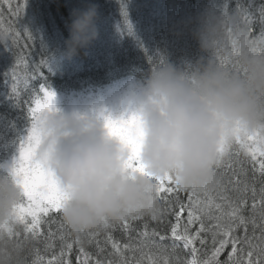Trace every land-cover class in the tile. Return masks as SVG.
Instances as JSON below:
<instances>
[{
	"label": "clouds",
	"instance_id": "1",
	"mask_svg": "<svg viewBox=\"0 0 264 264\" xmlns=\"http://www.w3.org/2000/svg\"><path fill=\"white\" fill-rule=\"evenodd\" d=\"M95 17L92 7L72 14L66 58L96 39ZM199 23L194 37L208 59L183 71L154 63L129 101L127 116L139 118V159L149 175L125 169L128 149L108 134L104 117L55 107L40 116L33 159L67 194L59 219L71 235L152 216L159 208L155 178L170 176L182 191L214 190L220 145L237 134L264 136V39L253 37L234 16L206 15ZM21 200L9 168H0V264H24L31 247V241L18 247L2 227L22 231L14 218Z\"/></svg>",
	"mask_w": 264,
	"mask_h": 264
},
{
	"label": "snow or ice",
	"instance_id": "2",
	"mask_svg": "<svg viewBox=\"0 0 264 264\" xmlns=\"http://www.w3.org/2000/svg\"><path fill=\"white\" fill-rule=\"evenodd\" d=\"M24 5L25 0L22 4L17 3V17L23 14ZM237 13L239 25L246 26L256 39H264V29L258 36L254 35L255 19L247 9L238 5ZM260 21L264 23V8L260 9ZM0 36L10 41L14 48H20L22 36L27 38L24 48L31 41L26 31L13 32L11 28L0 29ZM37 75L39 73L29 67L28 56L21 49L10 73L14 97L19 99L29 81ZM53 100L54 95L41 86L30 102L26 101L31 127L20 144L18 158L9 168V175L22 193V200L14 209L15 223L22 231L2 227L20 248L24 241H31V247L23 255L24 264H73V254L75 264H264V136L259 133L237 134L231 142L220 145L214 170L217 177L215 195L208 190L185 191V202L179 197L182 190L170 176L155 178L159 208L151 218L163 226L164 217L171 210L176 223H170V235L167 230L156 228L149 232L147 223L143 225L144 231L139 232L130 221L141 220L142 217L134 216L119 224H106L102 229V242L101 230L72 239L59 219L68 196L59 189L52 174L33 159L40 138L37 126L40 116L53 110ZM104 121L108 134L119 139L128 149L125 169L133 174L149 175L139 159L142 139L139 118L135 114L116 119L106 116ZM241 154L244 159L240 158ZM250 189L252 203L249 208ZM185 212L186 222L181 223V215ZM246 212L249 214L245 215ZM57 224L59 227L53 230ZM249 224L252 225L251 235ZM257 228L259 235H256ZM116 231L129 239L123 242L117 240L112 234ZM134 231L137 232L136 237L132 236ZM57 240L59 251H51L50 257L46 258L49 250L57 247ZM85 240L90 244L95 241L97 253H90L84 248ZM181 247L187 253L184 258H181Z\"/></svg>",
	"mask_w": 264,
	"mask_h": 264
},
{
	"label": "trees",
	"instance_id": "3",
	"mask_svg": "<svg viewBox=\"0 0 264 264\" xmlns=\"http://www.w3.org/2000/svg\"><path fill=\"white\" fill-rule=\"evenodd\" d=\"M18 2L22 4L24 0H0V29L26 31L31 37L27 48H24L27 38L23 36L19 40L20 48H14L10 41L0 36V168L16 154L24 135L30 130L32 120L26 101L30 102L41 86L54 97L84 96L126 82L140 83L158 61L172 64L181 71L191 70L198 60L206 61L209 57V53L200 50L194 37L200 27V18L228 15L238 22V5L253 15L254 35L258 36L264 29V23L260 21L264 0H25L23 14L17 17ZM88 7L95 9L97 37L77 55L66 58L65 41L72 14ZM21 49L28 56L29 67L39 75L29 81L17 99L12 93L10 73ZM240 158L244 159L243 154ZM248 175L251 180V172ZM210 194L215 195V189ZM179 197L186 202L187 192L181 191ZM248 197L250 208L251 189ZM183 222H186V212L181 215ZM130 223L139 232L144 231L143 225L147 223L149 232L156 228L167 230L170 235V223H176V218L169 210L163 226L151 216ZM58 227V224L53 226V230ZM248 227L251 235L252 225ZM112 234L122 242L129 239L119 231ZM256 235H259V228ZM132 236L136 237L137 232L134 231ZM71 238L75 239V236ZM103 238L101 230V242ZM56 243L57 247L49 250L46 258L50 257L51 251H59V241ZM83 246L90 253L98 251L95 241L90 244L85 240ZM110 247L108 245L107 249ZM40 251L43 254L42 245ZM180 251L184 258L187 253L182 247ZM72 260L75 264V254Z\"/></svg>",
	"mask_w": 264,
	"mask_h": 264
},
{
	"label": "rangeland",
	"instance_id": "4",
	"mask_svg": "<svg viewBox=\"0 0 264 264\" xmlns=\"http://www.w3.org/2000/svg\"><path fill=\"white\" fill-rule=\"evenodd\" d=\"M133 82H126L98 93L96 96H64L54 97V107L66 114H76L83 117L103 118L127 117L130 112V98L134 94ZM19 155V153H18ZM18 155L10 163L13 165ZM9 167V168H10Z\"/></svg>",
	"mask_w": 264,
	"mask_h": 264
},
{
	"label": "bare ground",
	"instance_id": "5",
	"mask_svg": "<svg viewBox=\"0 0 264 264\" xmlns=\"http://www.w3.org/2000/svg\"><path fill=\"white\" fill-rule=\"evenodd\" d=\"M116 14H117V12H116Z\"/></svg>",
	"mask_w": 264,
	"mask_h": 264
}]
</instances>
